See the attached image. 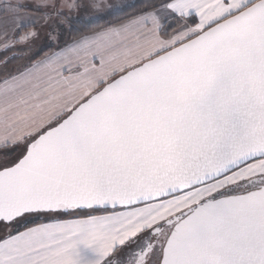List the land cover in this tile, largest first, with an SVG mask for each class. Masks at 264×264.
Listing matches in <instances>:
<instances>
[{"label": "snow or ice", "instance_id": "6c2138e0", "mask_svg": "<svg viewBox=\"0 0 264 264\" xmlns=\"http://www.w3.org/2000/svg\"><path fill=\"white\" fill-rule=\"evenodd\" d=\"M112 9L0 8V49L59 48L0 86V223L34 224L0 264H264V0H150L60 47Z\"/></svg>", "mask_w": 264, "mask_h": 264}, {"label": "trees", "instance_id": "16d2710c", "mask_svg": "<svg viewBox=\"0 0 264 264\" xmlns=\"http://www.w3.org/2000/svg\"><path fill=\"white\" fill-rule=\"evenodd\" d=\"M150 0H137L136 2L132 1L130 3H127L126 5H133V7H121V10L119 11H112V14H106L97 18H91V19H85L87 20H91V23H81V24H76L73 27V30L71 32L67 31V37L64 41L60 42V47L66 45L67 43L77 39L80 37L81 34H91L94 31H99L101 28L107 27L110 24H117L122 20H126L129 16L131 15H135L145 4L149 3ZM55 49H57V47H48L45 46L43 48H41V52L38 53L36 56H33V58L30 60V62L25 65L20 67L19 69H17V71L22 70L23 68L27 67L28 65H30L31 63H33L34 61L44 57L45 55L50 54L51 52H53ZM17 58L18 56H13L11 59H9V61L7 62V64L9 66H13L15 68V64L17 63ZM6 64V65H7ZM90 211H80V215H87ZM94 213H99L101 212V210H97V211H92ZM70 215H61L60 217H69ZM47 219H39L36 220L35 223H40L43 221H46ZM33 224H28L26 226H22V227H28L31 226Z\"/></svg>", "mask_w": 264, "mask_h": 264}, {"label": "rangeland", "instance_id": "374dc122", "mask_svg": "<svg viewBox=\"0 0 264 264\" xmlns=\"http://www.w3.org/2000/svg\"><path fill=\"white\" fill-rule=\"evenodd\" d=\"M136 2L137 0H98V2H102L105 5H111L113 6L112 11H119L121 10V7L126 5L127 3L130 2ZM4 2H6V0H0V8H2V6L4 5ZM3 3V4H2ZM82 19H86L89 18V16L84 15L83 13H81ZM91 18H94L96 16H90ZM67 37V32L66 30L61 34L60 36V42L64 41ZM51 42L47 39V33L45 31H41L40 33V38L36 41H34L30 47L28 46H15L14 48L10 49L9 51H7L8 53L11 54V52H19L21 53L22 56H18L17 58V63L15 64V68L13 66H9L7 65H1L0 64V81L2 79H4L7 76H10L12 74H14L15 72H18L17 69H19L22 66L27 65L30 60L33 58V56H36L38 53L41 52V48L47 46L48 44H50ZM8 56V55H7ZM2 152H0V154H2ZM102 213L105 212H99V213H94L92 211H90L87 215L91 214V215H101ZM47 219V218H45ZM50 218H48L49 220ZM43 220V219H41ZM23 225H13L11 229L6 228L3 223H0V241H2L3 239H5L6 235L9 234V232H16L19 229L23 228Z\"/></svg>", "mask_w": 264, "mask_h": 264}, {"label": "crops", "instance_id": "0c3cea01", "mask_svg": "<svg viewBox=\"0 0 264 264\" xmlns=\"http://www.w3.org/2000/svg\"><path fill=\"white\" fill-rule=\"evenodd\" d=\"M4 3H6V2H4ZM3 4V3H2ZM0 16H2V13H0ZM94 18H97V17H94ZM86 19H91V17L89 16V18H86ZM198 19V18H197ZM85 20V19H84ZM87 35H90V34H87ZM78 39V38H77ZM72 43V41L71 42H69V43H67V44H71ZM17 46H21V45H17ZM65 46V45H64ZM64 46H62V47H64ZM9 51V50H8ZM14 51V50H13ZM11 52V54L10 53H8L7 51H4L3 49H0V64L1 65H6L7 64V62L9 61V59H11L13 56H22L21 55V53H19V52ZM54 51H59V48H57V49H55ZM8 55V56H7ZM46 56V55H45ZM43 58V57H42ZM42 58H40V59H42ZM40 59H38V60H40ZM6 60V62H4ZM38 60H36V61H38ZM35 62V61H34ZM33 62V63H34ZM97 63H99V61L97 60L96 61ZM31 65H32V63L30 64V65H28L27 67H25V68H23L22 70H20V71H18V72H15L14 74H12V75H10V76H7V77H5L4 79H2L1 81H0V86H2L3 85V81L5 80V79H11V77L12 76H19V74L21 73V72H24V71H26L28 68H30L31 67ZM65 75H67V72L65 73ZM2 151H5V150H3V149H0V152H2ZM105 214H107V213H102L101 215H105ZM87 215H80L79 217H77V216H69V217H58V219H63V220H67V219H76V218H84V217H86ZM43 222H49V220H46V221H43ZM43 222H40V223H43ZM32 226H34V224L33 225H31V226H28V227H32ZM25 230V227H23V228H21V229H19L18 231H24ZM17 232V231H16ZM16 232H11V234H13V235H15L16 234ZM6 237H7V235H6ZM5 237V238H6Z\"/></svg>", "mask_w": 264, "mask_h": 264}, {"label": "water", "instance_id": "95a60500", "mask_svg": "<svg viewBox=\"0 0 264 264\" xmlns=\"http://www.w3.org/2000/svg\"><path fill=\"white\" fill-rule=\"evenodd\" d=\"M79 211H90L89 209H82V210H79ZM103 211V210H101Z\"/></svg>", "mask_w": 264, "mask_h": 264}]
</instances>
